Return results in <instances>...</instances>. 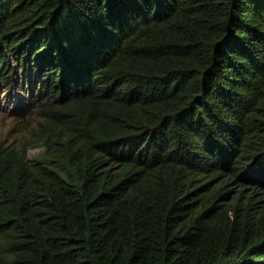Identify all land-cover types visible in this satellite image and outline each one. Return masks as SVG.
I'll return each instance as SVG.
<instances>
[{
  "label": "trees",
  "instance_id": "obj_1",
  "mask_svg": "<svg viewBox=\"0 0 264 264\" xmlns=\"http://www.w3.org/2000/svg\"><path fill=\"white\" fill-rule=\"evenodd\" d=\"M0 81V264H264V0H0Z\"/></svg>",
  "mask_w": 264,
  "mask_h": 264
},
{
  "label": "clouds",
  "instance_id": "obj_2",
  "mask_svg": "<svg viewBox=\"0 0 264 264\" xmlns=\"http://www.w3.org/2000/svg\"><path fill=\"white\" fill-rule=\"evenodd\" d=\"M67 60H63L62 67L59 69H64ZM43 79H46L45 77ZM44 92L39 89H22L16 86H12L9 88L3 87L0 81V115L7 114L9 117L12 118V124L16 129V133L11 139L3 138L0 140V143L4 144L5 146L14 145L16 143V135L19 138L20 133L23 131L30 130L32 127H26L23 125V121L27 119L34 120L35 116L32 115V111L36 110V103L44 98ZM38 154L41 152L39 148ZM31 150V149H30ZM29 154V151H28ZM37 157H31L28 159H32ZM4 191H7L9 185H5L2 183Z\"/></svg>",
  "mask_w": 264,
  "mask_h": 264
},
{
  "label": "rangeland",
  "instance_id": "obj_3",
  "mask_svg": "<svg viewBox=\"0 0 264 264\" xmlns=\"http://www.w3.org/2000/svg\"><path fill=\"white\" fill-rule=\"evenodd\" d=\"M23 125L26 127L35 126L34 122L30 118L24 120ZM15 133H16V129L12 124V118L9 117L7 114L0 115V140H2L3 138L11 139ZM38 152H39L38 149H31L29 150L28 157L29 158L34 157L38 155Z\"/></svg>",
  "mask_w": 264,
  "mask_h": 264
}]
</instances>
